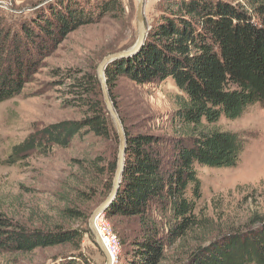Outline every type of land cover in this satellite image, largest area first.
I'll return each instance as SVG.
<instances>
[{"label":"trees","instance_id":"16d2710c","mask_svg":"<svg viewBox=\"0 0 264 264\" xmlns=\"http://www.w3.org/2000/svg\"><path fill=\"white\" fill-rule=\"evenodd\" d=\"M117 4L118 0H105L92 11L68 7L53 15V20L43 18L35 22L36 28L24 31L28 43L23 51L22 43L4 31L0 20V102L21 93L33 74L36 53L42 55L48 43L94 23ZM246 6L225 0H178L165 5L147 25L139 51L105 68L126 144L119 186L103 214L113 224L121 219L137 221L139 235L128 240L127 264H162L167 249L196 223V202L203 194L202 169L231 168L240 160L245 142L239 135L204 126L221 116L237 119L248 107L264 104V0H246ZM120 77L136 84L173 80L183 98L169 118L171 135L132 132L125 125L111 96ZM68 94V103L82 108V117L33 130L12 148L7 162L32 152L46 153L54 146L68 147L82 135L108 140L113 144L109 146L112 158L107 163V182L100 186L106 195L117 167L119 140L97 73L80 71L68 83ZM96 174L103 177L105 173ZM251 222H257V227L231 229L213 237L182 264H264V218ZM90 231L28 229L0 217V253H29L79 242ZM79 257L81 253L62 264H80Z\"/></svg>","mask_w":264,"mask_h":264},{"label":"rangeland","instance_id":"374dc122","mask_svg":"<svg viewBox=\"0 0 264 264\" xmlns=\"http://www.w3.org/2000/svg\"><path fill=\"white\" fill-rule=\"evenodd\" d=\"M103 1L0 0V20L4 31L8 30L16 43H22L23 51L25 42L28 43L24 31L36 28L35 22L40 23L46 17L53 20V15L64 13L68 7L83 6L85 11H92ZM175 1L178 0H144L146 25L161 8ZM225 1L246 6V0ZM136 7L137 0H118L117 5L94 23L71 31L60 37L59 42L48 43L42 55L35 54L33 74L21 93L0 102V217L28 229H90L91 213L108 195L100 186L108 179L110 141L82 135L72 139L68 147L54 146L46 153L32 152L14 163L7 160L12 148L33 130L82 117V108L68 103L71 97L68 83L80 71L93 74L105 55L134 43ZM111 96L119 116L132 132L171 135L169 118L183 93L171 78L136 84L120 77ZM204 128L234 132L244 140L245 146L234 167L202 169L203 194L196 202V223L167 249L162 264H182L196 247L213 237L231 229L257 227V222L252 223L251 219L264 218V104L248 107L234 120L221 116L218 122ZM96 171L105 174L101 177ZM67 210L77 214L66 213ZM103 220L118 239L113 264H127L128 240L139 235L137 221L121 219L113 224L110 219ZM78 253L81 257L76 260L80 264L105 262L90 231L83 233L79 242L38 248L29 253L2 252L0 264H62L73 261V255Z\"/></svg>","mask_w":264,"mask_h":264},{"label":"water","instance_id":"95a60500","mask_svg":"<svg viewBox=\"0 0 264 264\" xmlns=\"http://www.w3.org/2000/svg\"><path fill=\"white\" fill-rule=\"evenodd\" d=\"M143 14H144V0H137V7H136L137 35H136V39H135L134 43L125 49L118 50V51H115V52H112V53L105 55L101 59L99 64L97 65V70H96L97 78H98V80L100 82V86H101L103 101L105 103V106H106L108 113L110 114V116L114 122V126H115L117 136H118V140H119L118 153H117V167H116L115 174H114V177L112 180L111 189H110L107 197L93 210V212L91 213V216L88 220V225H89V228L95 237V241L104 254V257H105L104 264H113L114 262L112 260V257L108 253V251L105 247V244L103 243L99 233L97 232V230L95 228L94 221H95L96 216L104 210V208L112 201V199L114 198V196L116 194V191H117L118 186H119L120 178H121L123 161H124V153H125V144H126V138H125L122 123H121V121H120V119H119V117H118V115L114 109V106H113V104L110 100L109 94H108V89H107V85H106V78H105V68H106L107 64H109L110 62L117 60V59L132 56L139 51L140 47L142 46V44L144 42V39L147 35V30H148V27L145 23Z\"/></svg>","mask_w":264,"mask_h":264},{"label":"built area","instance_id":"2783aa9c","mask_svg":"<svg viewBox=\"0 0 264 264\" xmlns=\"http://www.w3.org/2000/svg\"><path fill=\"white\" fill-rule=\"evenodd\" d=\"M104 214L103 211L98 214L95 218L94 225L99 233L103 243L105 244V247L112 257L113 262L116 259V255L118 252V239L117 237L109 230L108 226L103 220Z\"/></svg>","mask_w":264,"mask_h":264}]
</instances>
